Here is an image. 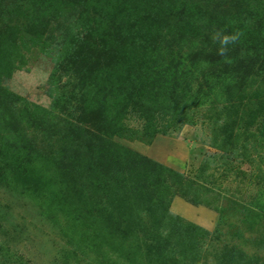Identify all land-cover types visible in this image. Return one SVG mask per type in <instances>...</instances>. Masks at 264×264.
Wrapping results in <instances>:
<instances>
[{
    "label": "trees",
    "instance_id": "1",
    "mask_svg": "<svg viewBox=\"0 0 264 264\" xmlns=\"http://www.w3.org/2000/svg\"><path fill=\"white\" fill-rule=\"evenodd\" d=\"M5 1L0 0V5ZM121 1L112 6L108 1L115 16L122 15ZM160 1V5L172 3L158 9L157 18L166 24L174 1L194 9L180 8L177 16L183 22L169 28V33L153 31V27L142 32L139 27L121 44L107 43L98 55L126 53L132 75L137 73V80L148 83L145 93L153 92L160 107L171 102L184 108L196 70L202 68L201 84L212 90L223 85L224 97L228 96L223 101L225 107L240 115L242 130L235 134L232 130L231 135L236 139L256 135L252 131L257 124V131L264 134V12L244 10V0H218L212 11L198 6L204 0H195V4L190 0ZM238 5L241 9L235 10ZM190 10L193 21L187 16ZM5 19L0 15V25ZM236 20L247 34L236 37L232 31L218 36L217 25L222 21L232 25ZM152 53L157 60L147 66L145 59ZM96 80L93 98L82 107L77 124L60 117L59 98L46 109L0 86V181L40 202L50 219L60 225V233L70 246L61 263L235 264L234 255L241 252L237 246H225L230 248V262L225 258L221 262V249L216 246L218 262L208 260L209 252L202 254L200 246L208 236L219 235V224L211 232L173 217L170 206L177 194L170 185L187 182L180 172L115 143L103 133L111 136L118 131L129 106L122 107L121 118L111 123L109 106L114 105L111 98L118 82ZM88 92L93 93L90 86ZM215 108L214 104L212 110L219 112ZM255 205L264 210L259 200L247 207ZM141 214L148 217L141 218ZM18 262L27 264L0 242V264Z\"/></svg>",
    "mask_w": 264,
    "mask_h": 264
},
{
    "label": "rangeland",
    "instance_id": "2",
    "mask_svg": "<svg viewBox=\"0 0 264 264\" xmlns=\"http://www.w3.org/2000/svg\"><path fill=\"white\" fill-rule=\"evenodd\" d=\"M108 1L112 6L118 0L5 1L0 5V15L7 18L0 25V86L46 109L59 98L60 117L77 124L82 107L93 98L94 79L118 82L111 98L114 105L109 106L111 123L121 118L122 107H129L118 131L111 136L103 133L115 143L175 169L187 179L181 186L170 185L172 193L177 194L170 211L174 218L211 232L220 225L217 237L208 236L199 245L203 255L209 252L210 262H215V246L221 249V262L224 263V258L230 262L231 258L227 257L230 248L225 247L228 245L241 250L234 255L235 264H264V210L256 205L252 209L247 207L257 200L264 205V134L257 131L258 124L252 131L256 135L234 138L232 130L234 134L242 130L240 115L225 107L223 101L228 96L224 97L223 85L212 90L206 83L201 84L205 74L202 68L196 70L186 106L164 104L171 111L168 113L153 99V92L146 95L148 83L137 80V73L132 75L126 53L102 51L98 55L107 43L121 44L130 31L137 32L139 27L142 32L152 31L153 27V31L169 33V28L183 22L177 16L178 10L194 7L174 1L175 8L169 11L166 24L157 18L158 9L172 3L123 0L122 15L115 16ZM217 1L204 0L197 4L212 11ZM195 2L190 0V4ZM244 4V10L264 12V0H244ZM234 8L240 10L241 6ZM186 12L193 21L192 10ZM195 22L199 23L200 19L196 18ZM240 25L241 21L237 20L232 25L222 21L217 25L218 36L232 31L236 37L247 34ZM156 60L152 53L145 62L149 66ZM140 88L143 90L139 91ZM214 104L221 114L212 110ZM59 227L40 202L0 181V242L17 252L27 264L57 261L63 264L61 257L70 246ZM196 239L198 235L193 238V245Z\"/></svg>",
    "mask_w": 264,
    "mask_h": 264
}]
</instances>
